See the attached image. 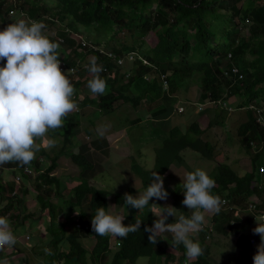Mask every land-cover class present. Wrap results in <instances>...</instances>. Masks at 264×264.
Here are the masks:
<instances>
[{"label": "trees", "instance_id": "1", "mask_svg": "<svg viewBox=\"0 0 264 264\" xmlns=\"http://www.w3.org/2000/svg\"><path fill=\"white\" fill-rule=\"evenodd\" d=\"M14 1L15 3L8 6L6 0H0L1 22L4 23L6 17L15 12L18 9L17 4L20 3V14L26 7L28 20L44 19L51 25L67 23L65 29L50 38L57 43L62 40L64 49L70 51L67 58L59 57L65 69L79 70L74 75L69 74L74 92L84 84L87 85L88 80L92 78L93 74L84 66L88 64L85 59L89 55L94 56L97 64L103 68L99 75L106 82L105 93L91 100L87 97L80 100V97L75 96V104L81 106L80 110L68 113L63 127L52 130L57 131L56 136L63 138L64 146L60 153L73 150V139L77 135L84 106L91 104L99 109V114H111L115 110V102L119 100L131 102L133 108L143 102L149 106L158 99L165 98L167 103H173L180 98L177 93L181 91V85L190 77L200 84V98L214 104L217 111L221 112L222 109L225 112L227 108H232L231 104L233 105L236 99L242 101L239 106L245 107L247 113V120L239 126L238 136L246 151L253 153L254 170L248 173L234 170L226 164L218 165L210 174L215 181L212 192L220 198L227 197L233 205L239 207H244V202L248 199L260 201L259 206L264 204L257 185L264 181V174L259 171V163L264 159V127L259 124L257 113L260 103L264 102V0ZM3 27L5 26H0ZM73 32L97 33L104 37L109 35L107 41L116 43V46L112 52L105 53L98 41H90L89 44L75 42L72 38ZM150 33L154 36V46H150L151 48L145 41ZM94 45L97 48L93 47ZM129 57L137 59L134 68L126 70L117 65L120 60ZM234 69L239 70V74H235ZM113 72L115 76L112 78ZM241 76L243 78H240ZM146 77L153 82L146 80ZM154 80H158L160 84L162 80L166 83L167 93L163 98L159 97V86ZM121 81H126L128 92L129 87H132L144 90L146 94L138 98L128 92L126 94L119 89ZM163 112L165 109H160L153 115L157 116ZM185 120L188 122L186 131H183L186 126L180 125L173 126L169 132H161L166 137L165 147L156 154L152 169H145L137 160L132 162L131 169L141 180V190L150 183L152 170L163 175L165 181L175 162L184 160L182 153L187 149L199 153L207 160L215 158V145L201 138L205 130L199 125V116L190 110L185 114ZM214 123L211 122L209 126L212 127ZM253 148L256 152H253ZM70 154L73 162L80 168V178L79 184L70 190L67 196L62 192L60 179L52 177L59 156L52 158V164L46 170L43 169L39 158L34 157L29 163L32 169L39 172L33 180L38 192L33 200L40 215L49 220L46 228L48 239L34 247L27 244L23 250L27 253L29 249L35 253L37 251L44 261L43 264H137L143 257H148L150 262L157 256L173 261L178 255L182 261L179 264H185V250L183 246H177L175 249L172 247L169 242L171 233H162L164 239L158 238L155 243L149 241V233L144 232V227L151 225L158 217L149 212L148 207L141 212L131 206L128 209L124 207L125 193H115V190L111 193L91 183L95 170L88 156ZM11 164L24 180L29 177L23 174L21 169L24 167L22 168L21 164ZM26 182L29 183L30 178ZM9 188L13 191L16 185H10ZM126 193L134 195L136 192L129 189ZM1 194L2 192L0 196ZM111 198L114 199L115 205L124 208V224L134 223L135 217L143 220L140 229L129 232L126 238L114 235L100 236L91 228V218L96 208L111 206ZM183 199L180 189L174 194L171 206L176 209L185 207L181 203ZM24 204L23 199L12 196L5 208V215L19 209L20 205L22 208ZM152 211L158 213L159 209L153 208ZM12 215L10 214L9 218H13ZM189 215L190 211L187 216ZM33 217L34 214L31 213L23 217L20 223L23 225ZM20 218L19 215L15 219ZM231 218L236 220L233 226H229ZM252 219L253 216L246 222H241L240 218L220 210L212 217V222L216 231H226L229 227L234 234H239L237 244L244 249H250L253 247L243 228L246 223L250 226ZM173 221L174 217H169L166 223ZM91 237L96 242L89 247L87 241ZM210 237L209 229H201L198 239L193 236L200 241L203 254L188 263L208 264L206 260L210 258L211 249L209 243L206 245L205 242L210 240ZM13 253L0 249V258L6 259Z\"/></svg>", "mask_w": 264, "mask_h": 264}, {"label": "clouds", "instance_id": "2", "mask_svg": "<svg viewBox=\"0 0 264 264\" xmlns=\"http://www.w3.org/2000/svg\"><path fill=\"white\" fill-rule=\"evenodd\" d=\"M57 49V42L45 33L42 21L19 18L0 28V165L9 162L27 165L34 158V153L40 150L41 144L52 147L54 142L46 140V134L62 128L65 117L76 107L74 87L69 79L71 69L67 72L61 70ZM86 68L93 74L87 82L88 89L94 95H103L106 82L99 75L103 71L102 66L91 59ZM150 178V183L143 190L135 186L138 190L135 196L124 194L123 206L127 209L131 206L139 212L148 207L149 212L158 217L144 227V232L149 233V241L155 243L158 238H163L162 233H171L170 244L174 249L183 246L185 264H188L189 260L203 254L200 241L192 234L201 230L205 212L220 211L224 196L220 198L212 192L214 179L205 169L197 167L181 177L184 196L181 203L191 214L177 215V209L171 205L165 207L150 203L153 198L166 200L168 197L163 175L152 170ZM111 207L96 208L91 218L95 234L126 238L129 232L140 229L143 220L135 217L134 223L126 225L123 223L125 216L106 210ZM153 208H158V213L153 212ZM253 216L257 222L253 232L260 236L253 264H264V214ZM169 217H174V221L166 223ZM249 238L255 237L249 235ZM15 243L10 221L0 216V248ZM0 264H8V261L0 258Z\"/></svg>", "mask_w": 264, "mask_h": 264}, {"label": "rangeland", "instance_id": "3", "mask_svg": "<svg viewBox=\"0 0 264 264\" xmlns=\"http://www.w3.org/2000/svg\"><path fill=\"white\" fill-rule=\"evenodd\" d=\"M6 1L8 6H11V4L15 3V1L11 0ZM19 4L20 3L17 4L18 9L15 10V12H11L6 17V21L4 23L1 22L0 19V26H6L19 18H24L28 20L29 17L27 16V13L25 11L26 7L24 8V12L20 14L21 8ZM40 21H42L45 25V33H47L49 37L57 36L58 32L65 29L67 26L66 22L51 25L49 22L44 21V19H41ZM108 37H104L103 35L97 33L91 34L90 32L72 33V38L75 40V42H83L85 44H89L90 41H98L100 43L99 46H101L100 48L104 49L105 53L112 52L113 47L116 46V43L107 41ZM153 38L154 36L152 33H150L146 37L145 41L147 42L148 47L154 46ZM57 44L58 55H60L59 57L67 58L68 54H70V51L64 49L62 40H59V43ZM93 47L97 48L95 45ZM91 59L95 58L94 56L89 55V57L85 60H87L89 64V61ZM135 60L137 59L129 57V59L120 60L117 65L125 68L126 70H129L135 67ZM84 64L87 63L84 62ZM76 71L79 70L77 69ZM114 71L116 73L117 68L114 69ZM115 73H111L112 78L115 76ZM146 80L151 79L149 77H146ZM154 81L159 86V97L163 98L167 93L166 83L163 80L161 81V84L158 80ZM151 82H153V80H151ZM125 84L126 81H121L119 89L126 92L127 94L128 90H126ZM84 85L81 86L80 89L75 91L73 96L80 97V100H83L86 97L89 100L97 97V95H94L90 92L87 85H85V87ZM180 90L181 91H178L177 93L180 98H177L176 101H174L173 103H167L165 98L158 99L149 106L143 102L133 108L131 102H126L124 100L116 101L113 106V109L115 110L112 111L111 114H99V109H97L96 106L91 104L84 106V108L82 109L81 117L83 119V122L81 123V131L92 132L93 134H96V137L94 135L92 137L93 141L98 144V141L101 139L99 137V134L106 135L109 133L110 129H113L111 133L112 139L114 141L113 147L119 146L126 149V153H131V157L125 159L126 162H124L123 160L119 162L117 159H115V161L118 162L117 165L111 164L110 162L105 165L106 168L112 167L109 172L104 171L105 173H107L108 176L105 177V180L100 178L92 180L91 183L93 185L102 189H105L108 185L106 190L111 193H113L114 190L117 193H126L129 189H134V191L136 192L138 191L136 190V188L138 189L139 187L141 190V183H139L138 181L139 177H137L131 169L132 162L138 158V153L134 151V146H136L133 145L134 139L136 144H143L145 148L140 147V149L142 148L145 153L148 154L147 156H145V159L139 163L146 169L147 167H149L148 165L151 160L152 164L155 162L156 154H158V151H161L165 147L164 139L166 137H164L161 132H169L173 126L180 125H185L186 128L183 131H186L188 129V122H186L185 120V114H187V112L190 110L194 111V113L199 116V125L205 130V133L201 136V138L215 145V158L212 160H207L197 152H194L190 149L185 150L182 153L184 155V160L181 162H175V164L172 166L171 171L167 173L165 177L164 188L168 191L167 199L155 200L153 198L152 201H155L158 206H160L161 204L163 206L173 205L174 194L176 193V191L180 189L182 190L181 177H183L188 171H192L197 167L205 169L209 175L216 169L218 165L221 164L229 165L233 167L234 170H239L248 173L253 172V153H248L246 151L238 136L239 126L247 120L246 108L239 106L242 101L235 99L234 102V100H232V102H234L233 105L231 104L232 108H227L225 112H223L221 109V112H219L215 109L214 104L208 102V100L203 101L200 98V84L193 81V79L191 80L190 77L185 79V82L183 83V85H181ZM128 94H131L134 98H138L139 96L146 94V92L144 90L140 91L139 89H133L132 87L130 89L129 87ZM73 99L75 98L73 97ZM260 107L264 109V102L260 103ZM80 108V105H76V107L72 111L78 112L77 110H80ZM160 109H165V112L154 116L153 113ZM136 120L137 122L139 121V123H134ZM213 121L215 123L212 127H210L209 125ZM56 134L57 131L50 130L45 136L46 140L51 139L54 142L53 147L56 148L55 151L52 150V152H48L45 148L49 149L50 147L44 145V147L40 146V149L42 148L41 150L47 151L45 155L42 153L41 150H39V152L34 153V157L36 156L39 159H44V162H46L48 166L52 164L53 157H57L62 154L60 153L62 143H56L55 140L58 138L56 137ZM87 136L88 134L86 133L80 135V142H87ZM108 143V150L100 151L101 153L104 152V154H102L104 158L108 156V151L112 147L109 141ZM95 147L97 148V145H95ZM71 152L72 151H69L68 153L70 154ZM253 152H256L255 148H253ZM43 165L45 164L43 163ZM259 165H261L260 168L264 167V159L259 163ZM48 166L45 165L43 169L47 168ZM57 166L56 169L53 171V174L56 175L58 179H61V181L64 183V188H62V192L65 196H67L70 189L74 188L79 184L77 178L78 168L77 165L71 161L70 157L65 155H63L62 158H60L59 162H57ZM98 166L100 167L101 165ZM26 168H29L33 173L29 176L32 181L28 183L27 187L29 188L31 186L34 189L35 186L33 184V180L39 175V172H37L34 168L32 169V167L30 166H26L25 168H23L22 171H24V169ZM54 175H52V177H54ZM101 176L104 177L105 174ZM15 184L18 186V188L19 186L22 187V178L20 177L19 181H15ZM3 186H5L4 183H1L0 188L2 189ZM2 190L1 192L4 191ZM14 193H17V191H14ZM14 193L13 191H10L9 194H6V196L8 195L7 200L12 198V196L15 195ZM136 194L137 192L134 194V196ZM246 203L247 200L246 202H244V207H241L243 208V210L246 207ZM21 206L22 205H20L19 209L12 211L15 214V217L19 215L24 217L31 214L26 213L28 212L27 209H25V211L22 213ZM111 206V212L118 213L121 216L123 215L124 208L115 205V201L113 198H111ZM189 211L190 210H188V208L185 206L180 209H177V215H180L182 213L183 215L187 216ZM210 212L213 213V211ZM210 212H205V225L212 224V221L210 220ZM247 216V212L242 213L243 218H247ZM32 219L33 218H31V220ZM231 221L232 218L229 220V225H231ZM204 224L203 226L205 228L206 226ZM253 229V227H247L245 224L243 232L252 237H255L260 243V236L259 234H254ZM198 233L199 232H195L192 235L194 236L195 234L196 238L198 239ZM215 233H219L221 235L223 233L224 234L221 236L218 234L214 235ZM215 233H212L210 240L205 242L206 245L208 244V242H210L209 245L211 244L212 246V255L209 259L206 260L208 264H253V256L257 252L258 248H242L239 244H237L239 234H234V232H232L229 227L226 228V231L222 232L215 230ZM212 235H214L213 239ZM28 236L29 235L24 237V241H29L27 239ZM47 238L48 235H46V239ZM91 243L92 240L91 238H89L87 241V245L90 247ZM24 247L25 246H23V248ZM3 249L7 250L5 247ZM27 259H29L28 255ZM160 263H162L161 259ZM137 264H149V258L143 257L138 260ZM152 264H159V262H156L154 260Z\"/></svg>", "mask_w": 264, "mask_h": 264}, {"label": "crops", "instance_id": "4", "mask_svg": "<svg viewBox=\"0 0 264 264\" xmlns=\"http://www.w3.org/2000/svg\"><path fill=\"white\" fill-rule=\"evenodd\" d=\"M73 97L75 98V96H73ZM71 113H74V112L72 111ZM82 122H83V119L80 120V126L77 127L79 129L77 131L76 137L73 139V146L74 147H73V150L71 153L76 154V155L82 154L84 156H88L89 160L91 162L90 164H92L94 166V170H95L92 180H96L97 178L105 180L106 179L105 177H107L108 175L104 171L109 172L110 169L112 168V167L106 168L105 165H107L109 162L111 164L117 165L118 162L115 161V159H117L119 162L121 160L126 162L125 159L130 158L131 153H126V149H124L122 147H119V146L113 147L114 141L112 139V134H111L113 129H110L109 133L106 135L99 134V137L101 139L98 141V144H97L96 142L93 141V137H92L93 135L96 137L97 136L96 134H93L92 132L81 131V128H82L81 123ZM77 128H75V129H77ZM84 133L88 134V136H87L88 141L82 143V142H80V135H82ZM56 137H58L55 140L56 143H62L61 145L63 148V146H64L63 138L60 136H56ZM108 141L111 143L112 147L108 151V156L106 158H104L102 156V154H104V152L101 153L100 151H107L108 150V147H109ZM37 143H39V141H37ZM44 145L45 144H41L42 147H44ZM95 145H97V148L95 147ZM133 145H136V146H134V151H136L138 153V158L135 160H137L140 163L145 159V156H147L148 154L145 153V151L142 149V148H145L143 146V144H141V145L139 143L136 144L135 139H134ZM53 146L50 147L49 149H47V148H45V149L48 152H52V150L55 151L56 148ZM140 147H142V148L140 149ZM46 150H41L44 155L47 153ZM37 152H39V151H37ZM63 155L68 156L71 159V154L66 152V153H62L61 155H59V159L57 162H59L60 158H62ZM36 158H38V157H36ZM39 160L41 161L43 168L45 167V165L48 166L47 163L44 162V159H39ZM71 161L73 162L72 159H71ZM11 163H13V162H11ZM11 163L9 162L7 164H4L5 166L0 165V184L4 183V185H5L2 188L4 191L2 192V194L0 196V200H1L0 201V216H4L10 221V226H11L12 231L14 232L15 240H16V243L13 246H6L5 247L7 249V250H5V252L6 251L7 252H14L13 254H10L6 258V260L8 261V264H28V263H30V264H43L44 261H42V257L39 256V253L37 251L35 253L29 249V253H27L25 250H23V246H27V244H28V245H30V247H34L33 245H37L38 242L46 241L48 239V238L46 239V235H47L46 228H47V222L49 220H47V218L45 216L40 215V212L36 206V203L33 200V198L38 194V192L35 188L33 189V187H31V186L29 188L27 187L28 182H26V180L29 179V177L25 178V180H24V177L21 175L22 183H23L22 187L19 186V188H18V186L15 184V181H16L15 177L20 176V174L17 173V170H15L16 168ZM43 163L45 165H43ZM154 164H155V162L152 164V160H151V162L148 165L149 167H147V169H152ZM98 165H101V166L99 167ZM21 166H22V168L23 167L25 168L26 166H31V165L27 164V165H21ZM77 168H78L77 178H78V183H79L80 168H79V166H77ZM46 169L47 168H45L44 170H46ZM21 170H23V169H21ZM103 174H105L104 177L101 176ZM52 175H54L53 172H52ZM54 177H56V175H54ZM30 181H32V180L30 179ZM60 181H61V179H60ZM138 181H139V183H141L140 179H138ZM10 185H16V188H15V190H13V193H14V191H17V193H14L15 195H13V196L14 197L18 196L20 199H23L25 201L24 206L21 208L22 213L25 211L24 209H27L28 212H26V213L34 214L33 219L32 220L29 219V221L24 222L23 225H22V223H20L23 221L22 216L19 220H16L15 219L16 217L14 216L15 214L13 212H12L13 218H9V215L11 213H8L5 215L6 211L4 209L7 207L6 204L8 202V200H7L8 195L6 196V194H9V192H10V190H9ZM62 185L64 188L63 182H62ZM107 186H106V188H107ZM141 187H142V183H141ZM2 189L0 188V193H1ZM52 189L55 190L54 187H52ZM72 189H70V190H72ZM138 190H140V187L138 188ZM115 193H116V191H115ZM24 196H25V198H24ZM173 202H174V200H173ZM262 211L264 212L263 209H262ZM251 216H253V215L248 214L247 218H243L241 221L246 222V220L248 218H250ZM212 217H213V213L210 212V220L211 221H212ZM205 226L206 227L202 230L209 229L211 231V234L215 233V228H214L213 222H212V224L205 225ZM246 226L249 227V225L247 223H246ZM256 226H257V222L255 220V217L253 216L252 223H251L250 227L255 228ZM198 232H200V230ZM216 234L221 235L219 233H215L214 235H216ZM27 235L30 236V239H29V241H24V237H26ZM214 235H212V239H213ZM194 236H195V234H194ZM92 238L93 237H91V240H92L91 247L93 245H95V242H96V240H94ZM21 243H22V245H21ZM208 243H210V242H208ZM208 246H210V249L212 248L211 244ZM27 255L29 256V260L27 259ZM211 255H212V249H211L210 257H211ZM160 259H161L162 263H160ZM180 259H181V256L178 255V258L174 259L173 261L166 260L165 258H161L160 256H157L154 260L156 262H159V264H179L182 262ZM154 260H152V261L154 262ZM149 264H152V262H150V260H149ZM188 264H192V262H189Z\"/></svg>", "mask_w": 264, "mask_h": 264}, {"label": "built area", "instance_id": "5", "mask_svg": "<svg viewBox=\"0 0 264 264\" xmlns=\"http://www.w3.org/2000/svg\"><path fill=\"white\" fill-rule=\"evenodd\" d=\"M11 1H14V0H11ZM60 67H61V70L64 71V72H67L68 70H70V69H65V65H64V63L62 61H61ZM233 72L235 74H239V70H237V69H234ZM74 74H76V68H71L70 75H74ZM240 78H243V76H241ZM251 108L255 109V107H253V106H251ZM257 113L259 114L258 122H259V124H261L264 127V109H262L260 107L257 110ZM259 171H260V174H264V167H261L259 169ZM23 174L30 176L33 173H32V171L29 168H26V169H24ZM20 177L21 176H17L15 178L16 181H19ZM257 185H258V189H259L260 194H261L260 197L264 201V182L262 181V182H260ZM247 204L248 205L243 210V208H241V207H239L237 205H233L232 202L227 197H224V198H221L220 210L224 211V212H227V213H229L231 215H234L237 218H242V213H244V212H247L248 214H252V215L264 214V212L262 211V209L264 210V208H260L261 206L264 207V204L259 206L260 201H258V200L254 201V200H250L249 199L247 201ZM213 213H217V212L213 211ZM235 223H236V220L233 218L232 221H231V225L233 226ZM202 228H203V226H202ZM27 239L29 240L30 237L28 236ZM250 244H251V247H253L255 249L259 245V243H258L256 238H250ZM118 246H120V244H118Z\"/></svg>", "mask_w": 264, "mask_h": 264}]
</instances>
